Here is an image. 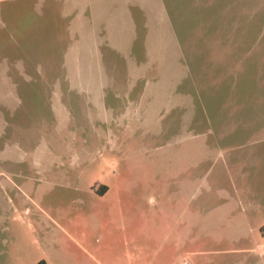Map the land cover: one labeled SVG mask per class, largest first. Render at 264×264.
<instances>
[{"label": "rangeland", "instance_id": "obj_1", "mask_svg": "<svg viewBox=\"0 0 264 264\" xmlns=\"http://www.w3.org/2000/svg\"><path fill=\"white\" fill-rule=\"evenodd\" d=\"M167 2L181 46L98 0H0L10 264H264V0Z\"/></svg>", "mask_w": 264, "mask_h": 264}, {"label": "crops", "instance_id": "obj_2", "mask_svg": "<svg viewBox=\"0 0 264 264\" xmlns=\"http://www.w3.org/2000/svg\"><path fill=\"white\" fill-rule=\"evenodd\" d=\"M100 11L116 14L118 19H124L125 23L115 27L121 34V39L130 37L132 46L149 45V44H168L161 40H151L156 35L162 39L164 36L163 24H167L171 30L170 44L181 46L185 42L180 40L179 34L174 31V23L170 16V9L167 0H98ZM170 4H173L171 1ZM174 5V4H173ZM120 23L123 21H119ZM222 43H239L228 41ZM178 50V47L176 48ZM180 54V53H178ZM179 60V57L177 58ZM0 264H10L9 255L0 249Z\"/></svg>", "mask_w": 264, "mask_h": 264}]
</instances>
